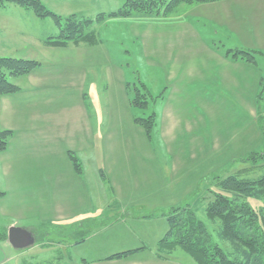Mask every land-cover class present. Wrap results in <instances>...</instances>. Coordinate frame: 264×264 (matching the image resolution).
<instances>
[{"label":"rangeland","instance_id":"rangeland-1","mask_svg":"<svg viewBox=\"0 0 264 264\" xmlns=\"http://www.w3.org/2000/svg\"><path fill=\"white\" fill-rule=\"evenodd\" d=\"M41 1L48 9L62 17L74 13L84 14L83 16L88 18H95L99 14L106 17L104 23L102 18L87 29L94 31L98 37L91 45V49L95 51V63L89 69L94 72L95 81L93 83L89 79L87 84L88 87L94 88L90 95V102L94 106L92 109L93 120H98L101 123L103 120L105 121L103 116L110 112L103 109L107 103L104 100L105 96L100 95V90L105 83L107 55L111 56V60H118L122 71L130 82L131 102L132 99H137V103L125 101L124 108L113 112V114L120 115L121 139L114 137V141L104 144L101 142L100 136L96 135L94 153L91 156H88L87 153L85 158V177L92 197V206L96 212L95 218L98 219L89 224L88 234L92 232L90 235H95L90 237L85 245H68L73 241L80 240L86 233V227L74 224L75 215L61 217L48 211L42 217V223H40L42 226L38 227V233H34L36 239L34 244L16 249L8 239L0 241V264H92L93 262L89 261L103 257L104 252L108 249L113 250L120 246L136 247L145 244L151 246L158 234L153 230V225H155L153 220L146 219L150 221L143 222L146 226H150L146 232L150 237L145 239L141 235L142 230L140 231L138 228L139 223L130 220L129 228L125 226L109 228V223L114 224V222L110 221L107 214L101 216L99 211L110 200L119 198L118 187L121 188L123 194H131L136 200L160 199L163 195H153L157 190V184L163 182L161 179L163 174L160 168L157 169L160 166L165 168L168 175L170 174L169 184L164 183L162 186H164V194L168 193L166 196L174 200L175 205L173 203V206L183 207L190 204L197 216L205 222L215 238L218 239L217 231L221 222L208 218L205 211V198L211 189L220 190L219 181L229 175H237L243 179H257L264 173V160L254 162L249 159L252 152L264 149V142L259 131L260 124L264 122V95L262 98H257L259 116L255 117L253 125L245 127L246 129L244 128L245 130L242 132L238 131L232 134L230 131L229 139L224 142L221 151H214L206 146V155L198 156V146H204L199 141L202 131H199L198 122L191 120V131L183 138L185 141L168 143L175 154V157L171 159L174 162L175 170L171 177L170 161L165 157V145L159 140L162 130L158 121H160L165 102L161 99L158 100L150 90L156 89L155 91H157L162 86L166 88L169 83V72L167 71L170 68L187 70L186 75L190 73L191 79L193 78L192 72L197 76L200 67L199 61L210 55L212 50H210L211 47H208V42L211 44L213 39L217 40V46L223 47L220 43L225 42L227 46L238 48L234 50H251L254 51L257 58H264V0L182 3L167 13L134 12L129 16L109 15L111 12L119 10L126 0ZM32 13L33 10H28L14 2H6L5 6H0V57L34 58L43 63L47 62L48 58L40 53L38 48L27 47L26 43L33 44L34 40L38 38V34L48 33L52 30L51 28L57 31L58 25L53 16L39 17L33 16ZM131 22L133 25L137 24L135 29L130 27L129 23ZM217 29L220 32L218 34L216 33ZM227 32L230 35L223 36L227 35ZM133 33L135 34L133 35ZM221 38L223 40L220 41ZM99 43L101 45L98 46ZM212 48L217 47L212 46ZM260 63L264 65V59ZM65 64L56 63L53 69H61ZM16 77L18 76H11L10 80L15 81ZM196 80L194 79V81ZM144 84H148L149 87ZM137 89L141 91L140 93L143 92L147 95L139 96ZM262 91L264 92V88ZM257 109L255 110L256 114ZM156 112L159 113V116ZM185 112L187 113L188 110ZM189 112L196 113L193 109H190ZM134 115L138 119L147 118L149 115H153V117L150 121L141 119V122L137 123V128L134 126L136 118L133 119ZM223 128L226 132L229 130V127ZM97 130L96 122V134H98ZM194 136H198V138L196 139ZM152 138L154 140L151 141ZM186 146L191 147L190 157L182 156V154H187ZM104 150L108 152V164L103 162ZM184 150L185 152H183ZM131 179L134 184L130 181ZM3 185L5 182H3L0 173V186L3 187ZM64 190L69 196L70 189L65 186ZM18 192L15 194L17 195L15 198L10 197L9 199L20 200L18 203L25 201L32 205L38 202V199L31 197L35 191ZM38 193L42 194L50 203V192L38 191ZM28 196H30L29 199ZM247 201L257 208L264 206L262 200L248 198ZM171 207L163 211L166 216L172 212L173 208ZM34 208H29L25 212H32L28 215L31 220L29 222L37 223ZM130 209L132 216H150L154 212L152 208L143 204L135 208L130 207ZM100 217L103 219H99ZM34 218L35 221H32ZM9 224L10 219L0 216V227L7 228ZM27 225L23 219H17L15 225L11 226L23 228ZM218 241L223 247L230 248L228 243ZM136 255V259H142L139 260V264H196L195 259L181 248L171 252L168 255L170 257L168 260L157 259L154 250L148 249H144ZM126 259H119L121 261L103 259L93 264H131V261Z\"/></svg>","mask_w":264,"mask_h":264},{"label":"crops","instance_id":"crops-1","mask_svg":"<svg viewBox=\"0 0 264 264\" xmlns=\"http://www.w3.org/2000/svg\"><path fill=\"white\" fill-rule=\"evenodd\" d=\"M32 14L36 16L34 11ZM74 14L87 18V16H83L84 14ZM105 18L102 20L103 23L106 21ZM129 24L133 29L136 28L137 24L133 25L132 22ZM51 29L48 33L38 34V38L34 40L33 44L26 43L27 47L38 48L40 53L48 58L47 62L43 63L37 60L41 63L38 67L29 74L18 76L15 81H12L20 88L18 92L0 95V130L10 129L13 132L8 148L0 152V173L3 182H5L3 187L0 186V216L10 219L9 226L15 225V220L23 219L28 224L23 228L38 233V227L42 226L40 224L42 217L48 211L61 217L75 215L74 224L86 227V233L80 240L66 244L85 245L90 237L95 235H90L92 232L88 234L89 224L98 220L97 217L95 218L96 212L92 206V197L85 177V158L87 153L88 156L94 153L96 135L100 136V140L104 144L114 141V137L121 139L120 115L113 114V112L124 108L125 101L131 102L130 82L122 71L118 60H111V56L107 55L105 83L100 90V95L105 96L103 97L107 103L103 109L110 112L103 116L105 121L103 120L101 123L98 120H93L92 109L94 106L90 102V95L94 88L88 87L87 84L89 79L93 83L95 81L94 72L89 69L95 63V51L91 49V45L98 37L94 31L86 28L84 32V34H88L86 38L70 40L65 46L50 45L47 43V39L57 36L60 32L59 27L57 31ZM38 32L40 33V31ZM216 33H220L219 29L216 30ZM229 35L227 32V35L223 36ZM221 40L223 39L221 38ZM220 44L223 47L217 46L216 39H213L211 44L208 42V47H211L212 51L208 57H203L204 60L199 61L200 67L197 76L192 72L193 78L191 79L190 73L186 75L187 70L170 68L167 71L169 72V83L166 88L162 86V90L161 88H158L157 91H155L156 89L150 90L158 100L161 99L165 102L160 121H158L162 130L159 140L165 145V157L170 161L171 177L175 172L174 162L171 161L175 154L168 143L185 141L183 138L191 131V120L198 122L199 131H202L199 141L204 146L197 148L198 156H201L206 155V146L214 151L223 150L224 142L229 139L230 131L232 134L244 131L245 127L253 125L255 117L259 116L257 98H262L264 95L262 91L264 88V65L260 62L264 58L261 60L255 55L253 62L239 58L234 59L227 54V51L238 48L227 46L225 42ZM212 46L217 48L213 49ZM56 63L66 64L61 69H53ZM108 66L109 69H107ZM194 79L197 80L194 81ZM144 86L149 87L148 84H144ZM132 106L134 107L133 104ZM190 109L196 113L189 112ZM186 110H188L187 113ZM156 114L159 116V113L156 112ZM135 117L134 115L133 119ZM96 122L98 134H96ZM136 124L134 122V126L138 128V124ZM223 127H229V130L226 132ZM194 137L198 138V136ZM102 147L104 148V145ZM186 153L182 156L190 157L191 147L186 146ZM102 155L103 162L108 164V152L104 150ZM74 161L80 165V171L75 167ZM109 167L111 168V166ZM159 168L163 174L161 176L163 182L157 184V190L153 195H163L160 199L136 200L131 194H123L121 188L118 187L119 198L110 200L99 211L101 216L107 214L110 221L114 222V224L109 223V228L113 226L129 228L130 220L139 223L138 228L140 231L142 230L141 235L145 239L150 237L146 233L150 226H146L143 222L153 220L152 222L155 224L153 230L158 232L153 246L145 244L136 247L120 246L113 250L108 249L104 252L103 257L89 261L90 263L107 260L109 256L117 253L132 251L127 256L111 260L127 258L126 260H130L131 264H139V260L142 259H136L135 256L144 249L154 250L157 259L168 260L170 258L168 255L176 250L168 253L160 250L159 242L168 230L167 216L163 211L173 206L174 200L166 196L168 193L164 194V186H162L164 183L169 184L170 174L168 175L164 167L160 166L157 169ZM130 181L134 184L133 179ZM65 186L70 189L69 196L64 190ZM30 190L35 191L31 197L38 199L34 205L25 201L18 203L20 200L9 199L10 197L15 198L18 191L28 193L27 191ZM38 191L50 192V203ZM142 204L152 208L153 214L132 216L130 207L135 208ZM32 207H35V218L39 223L29 222L31 220L28 215L32 212H25V210ZM35 218L32 221H35ZM99 219H103V217ZM93 229L95 230V227Z\"/></svg>","mask_w":264,"mask_h":264},{"label":"trees","instance_id":"trees-1","mask_svg":"<svg viewBox=\"0 0 264 264\" xmlns=\"http://www.w3.org/2000/svg\"><path fill=\"white\" fill-rule=\"evenodd\" d=\"M215 0H126L124 4L110 16H129L139 12L160 14L172 11L177 5L212 2ZM6 2H14L27 9H32L39 17L53 16L59 27L57 36L49 37L48 44L65 46L70 40H81L88 37L84 34L92 23L105 17L103 14L95 18H84L75 14L62 17L48 9L41 0H0V6ZM254 52V51H253ZM251 50L229 49L227 54L234 59L255 60ZM41 63L37 60L14 57H0V95L13 94L19 87L11 80V76L29 74ZM139 96H146L137 89ZM137 99L133 100V103ZM135 118V122L152 119ZM260 133L264 142V122L260 124ZM13 132L10 129L0 130V152L6 150ZM249 159L257 162L264 160V149L256 151ZM80 171V165L74 161ZM220 190H210L205 204V211L212 221L221 222L217 238L205 222L200 219L190 204L180 207L172 206L167 214L168 230L160 240V250L171 252L181 248L190 254L196 264H264V206L254 207L247 199L255 198L264 201V173L257 179H243L237 175H229L219 181ZM8 229L0 227V241L7 240ZM218 240L228 243L229 249L223 247ZM132 251L117 253L108 259L127 256Z\"/></svg>","mask_w":264,"mask_h":264},{"label":"water","instance_id":"water-1","mask_svg":"<svg viewBox=\"0 0 264 264\" xmlns=\"http://www.w3.org/2000/svg\"><path fill=\"white\" fill-rule=\"evenodd\" d=\"M8 241L16 249L26 248L35 243V235L26 228L11 226L8 228Z\"/></svg>","mask_w":264,"mask_h":264}]
</instances>
